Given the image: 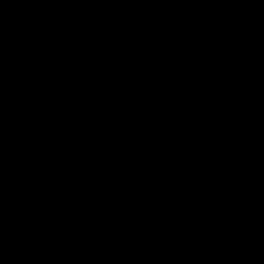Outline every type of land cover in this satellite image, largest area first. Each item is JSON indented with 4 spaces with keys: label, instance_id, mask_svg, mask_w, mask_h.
I'll return each mask as SVG.
<instances>
[{
    "label": "water",
    "instance_id": "95a60500",
    "mask_svg": "<svg viewBox=\"0 0 264 264\" xmlns=\"http://www.w3.org/2000/svg\"><path fill=\"white\" fill-rule=\"evenodd\" d=\"M24 2L0 0L20 31L0 34V153L30 152L0 177L21 240L0 264H264V228L236 216L261 210L214 193L263 192L239 155L264 147V0H60L51 21ZM13 66L44 85L20 92Z\"/></svg>",
    "mask_w": 264,
    "mask_h": 264
},
{
    "label": "bare ground",
    "instance_id": "6f19581e",
    "mask_svg": "<svg viewBox=\"0 0 264 264\" xmlns=\"http://www.w3.org/2000/svg\"><path fill=\"white\" fill-rule=\"evenodd\" d=\"M5 1V0H4ZM92 1V0H91ZM7 2V1H6ZM20 2V1H19ZM5 3V2H4ZM16 5V1L14 3ZM18 4V3H17ZM255 5V4H254ZM61 4H60V0H25V2L23 4H21L19 7H17L20 11L24 12V13H32L33 11L35 10H41L45 16V18H47L48 20H54V19H58V17L60 16L61 14ZM16 8V7H15ZM254 8V7H253ZM7 10V9H6ZM255 11V10H254ZM40 12V11H39ZM9 18V17H8ZM6 23H7V20H6ZM7 27V25H6ZM6 27H4L2 29V32L4 34V37L3 40H8L10 38H12L15 33L17 32V27H18V24L17 23H10L8 25V30L6 29ZM18 34H20V31L19 33H17L15 35V38L18 36ZM3 36V35H2ZM24 38V37H23ZM22 40V39H21ZM29 45V43L27 42V46ZM1 46V45H0ZM3 47V46H2ZM18 50V49H16ZM9 60V59H8ZM0 62H7L8 64L10 65H16V64H13V63H10L8 61H5L4 59L0 60ZM27 64V63H26ZM21 66H26V65H21ZM31 66V64H30ZM12 66H2L0 65V74L4 71V70H8V68H10ZM24 68V67H23ZM21 68V67H14L13 66V77L11 78L12 80V84L14 82V80H19L20 76L25 74L24 73V69ZM10 71V70H9ZM8 71V72H9ZM36 71V70H35ZM6 73V72H5ZM9 75H11V73H9ZM32 77L30 78V80H28L26 78V74L24 76V79L22 80V82L20 84H18V87H17V90H19L20 92L23 91V92H30L31 90L35 89V88H38L39 86L41 85H44V83L41 82L40 78L38 76H34V75H31ZM30 77V76H29ZM4 84V83H2ZM51 84V83H49ZM45 87V86H44ZM47 87V86H46ZM49 87V86H48ZM5 88V87H3ZM42 88V87H41ZM52 89V88H51ZM7 91V90H6ZM38 92V91H37ZM52 92V91H51ZM19 93V92H18ZM26 95V93H25ZM39 95V93H38ZM48 95V93H47ZM46 95V96H47ZM20 96V95H19ZM45 96V97H46ZM49 96V95H48ZM37 97H35V103H37ZM34 98V97H33ZM28 99V98H27ZM42 99V98H41ZM45 98H43L42 100H44ZM47 99V98H46ZM45 101V100H44ZM43 102V101H42ZM217 123V122H216ZM217 126V125H215ZM215 129V128H214ZM216 130V129H215ZM183 131V130H182ZM217 132V131H216ZM214 133V132H213ZM211 134V133H210ZM94 137V136H93ZM209 138L211 139L212 141V136H209ZM139 141V140H138ZM2 142V141H1ZM6 143V142H5ZM4 143V144H5ZM252 144V142H249ZM253 143H255V141H253ZM261 143V142H260ZM7 144V143H6ZM2 145V144H0ZM255 145H257V143H255ZM259 145V143H258ZM6 146V145H5ZM210 146H211V142L210 143H203L199 148H200V151L199 152H194L196 158L194 161H190L188 160V162L191 164L190 167H192L193 165H197L199 166V164H201V162L204 160V158H206V155L210 149ZM260 146V145H259ZM253 147V145H251V147L249 148H244L242 150V152L240 153L239 155V160L240 161H243L244 164H245V170H244V179L245 181H247V179H253L254 181H257V176L254 174L256 172H259V177L261 176H264V147ZM3 147V146H2ZM1 148V147H0ZM4 149V148H3ZM213 149V147H211V150ZM96 149H94L93 151H95ZM33 151V150H31ZM214 151H215V148H214ZM218 152V151H217ZM29 150L27 148H24L23 150L21 149L20 151L18 152H15L14 154L8 156V160L6 161L5 159H2L3 156H7V154H5V151H2L0 153V157H1V160H0V177H2L3 175L6 176V174H8L10 171L12 172H17L19 168H21L23 165V162L25 164L27 160V156L29 155ZM95 153L97 154V151H95ZM211 153V152H210ZM257 153L259 155V158L258 159H254L253 158V155ZM16 154H20V158L19 159H16L15 158V155ZM188 155V153H187ZM187 155H183L180 157L179 160H176L177 162H175L176 164L173 165L172 167H174V170L177 171V168H179V170L184 167V164L185 162L183 161V159L185 158V156ZM192 155V154H191ZM194 156V157H195ZM257 156V155H256ZM145 157V156H143ZM7 158V157H6ZM18 158V157H17ZM140 158V157H139ZM193 159V158H192ZM171 160V159H170ZM186 160V159H185ZM169 162V161H168ZM241 163V162H240ZM7 168H6V171H2L4 166L7 165ZM170 164V163H169ZM173 164V163H172ZM187 164V163H186ZM164 165V164H163ZM167 165V164H166ZM21 166V167H20ZM171 167V166H170ZM171 167V168H172ZM186 169V168H185ZM191 170V169H190ZM186 169L185 173L186 175H188L191 171ZM182 171V170H181ZM183 172V171H182ZM194 172V171H193ZM173 173V172H172ZM179 173V172H178ZM192 174V173H191ZM258 174V173H257ZM174 176V175H173ZM259 182V180H258ZM252 183V182H251ZM253 183H257V182H253ZM246 184V183H245ZM248 185V184H247ZM256 186V185H255ZM258 186V184H257ZM261 187L263 188V192L260 193L258 192V194L256 195V199H248V200H243V199H239L238 197H236L235 195H232V193H228L227 190H216L214 193H218L219 197L223 200H226L228 202H230L233 207H236L235 209H239V207H242L244 205H248L249 207L250 206H255L257 209L259 208L261 211L260 212H253V213H244L243 211L242 212H238L236 214V216L238 218H243V219H246L247 221V227L248 229L249 228H254V229H259L261 228V230H263L264 228V183L261 185ZM260 188V187H259ZM260 190V189H259ZM257 191V190H256ZM83 202H84V199H83ZM243 208V207H242ZM245 208V207H244ZM243 208V209H244ZM253 208V207H252ZM242 209V210H243ZM240 210V209H239ZM3 229V237H8L10 238L12 241H11V244L13 243V245H15V242H18V241H21L20 239H18L13 233H9L10 229L8 228V232L7 229H4V228H1ZM247 229V230H248ZM15 231V230H14ZM251 231V230H250ZM250 231L246 233H243L242 237H241V241H244L247 240V238L249 237L248 233H250ZM29 233V232H28ZM27 233V234H28ZM1 233H0V237L2 236ZM19 235V234H17ZM2 237V239H3ZM22 237V236H21ZM250 238V237H249ZM248 238V239H249ZM29 239V238H28ZM4 240V239H3ZM7 240V239H6ZM9 241V240H8ZM30 241V240H29ZM3 242V241H2ZM0 241V243H2ZM13 245H11V247H13ZM8 246V245H7ZM1 247V245H0Z\"/></svg>",
    "mask_w": 264,
    "mask_h": 264
},
{
    "label": "rangeland",
    "instance_id": "374dc122",
    "mask_svg": "<svg viewBox=\"0 0 264 264\" xmlns=\"http://www.w3.org/2000/svg\"><path fill=\"white\" fill-rule=\"evenodd\" d=\"M2 7V6H1ZM0 7V34L2 31V28L4 26V21H5V11L3 8ZM1 36V35H0ZM92 154V153H91Z\"/></svg>",
    "mask_w": 264,
    "mask_h": 264
}]
</instances>
